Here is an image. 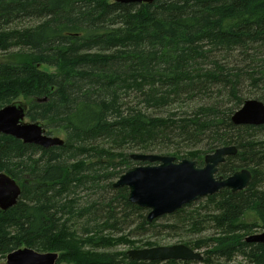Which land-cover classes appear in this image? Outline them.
I'll return each mask as SVG.
<instances>
[{
	"label": "trees",
	"instance_id": "trees-1",
	"mask_svg": "<svg viewBox=\"0 0 264 264\" xmlns=\"http://www.w3.org/2000/svg\"><path fill=\"white\" fill-rule=\"evenodd\" d=\"M20 98L27 119L64 144L45 149L0 134V172L22 188L0 210V261L30 248L57 253L59 264H189L110 251L136 246L120 236L132 220L142 232L159 220L149 223L114 180L148 165L132 154L201 167L204 153L234 146L217 177L247 169L249 186L170 217L188 216L198 229L213 223L217 235L187 243L204 249L201 263L264 264V244L246 241L264 226V125L232 122L245 101L264 103V0H0V109ZM249 212L262 226L245 220ZM152 247L160 246L142 249Z\"/></svg>",
	"mask_w": 264,
	"mask_h": 264
},
{
	"label": "water",
	"instance_id": "water-1",
	"mask_svg": "<svg viewBox=\"0 0 264 264\" xmlns=\"http://www.w3.org/2000/svg\"><path fill=\"white\" fill-rule=\"evenodd\" d=\"M156 0H115L121 4L151 5ZM28 103L16 101L0 109V134L12 136L25 144L37 145L45 149L62 146L64 141L59 137L47 135L41 122H27ZM236 125H264V103L258 100H247L240 110L232 116ZM237 148L222 147L206 155L204 166L197 161L183 160L176 162L171 156L131 155L134 161L148 163L128 170L114 184L115 188L127 187L129 201L149 210V223L166 215H173L188 205L201 199L218 194L223 189L232 192L244 191L252 180L249 170L243 169L224 178L217 177L219 167L226 158L236 155ZM159 165H155V164ZM22 194L18 182L9 175L0 172V210L13 208ZM247 242L263 243L264 233L252 235ZM132 260L137 261H202V253L179 244L169 247H152L133 249L127 252ZM57 253H41L30 248H21L9 254L6 264H59Z\"/></svg>",
	"mask_w": 264,
	"mask_h": 264
},
{
	"label": "rangeland",
	"instance_id": "rangeland-1",
	"mask_svg": "<svg viewBox=\"0 0 264 264\" xmlns=\"http://www.w3.org/2000/svg\"><path fill=\"white\" fill-rule=\"evenodd\" d=\"M43 69L49 73L54 72L53 69H49V68H43ZM23 99L24 98H20L18 101L22 102L24 101ZM247 99H250V96H248ZM24 102H27V101H24ZM178 110L179 109L177 108V112ZM26 121L30 122L27 118H26ZM257 139L264 140V134L257 136ZM202 148L203 147H201V149ZM183 149L184 148H182L181 152L180 151L179 152L182 153L183 151V153H186L189 151V150H183ZM204 154H203L204 155L203 160H205V156L207 155V153H204ZM152 155H156V154H152ZM204 164L205 163L203 161V165H200V166L203 167ZM135 167L136 166L133 165L132 167H129V170ZM118 180L119 179H115L114 182L116 183ZM204 201L205 200L202 199L200 202H197V204L193 206L194 207L193 209H197V208L200 209L199 206L204 205ZM207 212L208 211L203 208L202 214H207ZM145 213L146 215H148V209H147V212ZM245 220L250 224L259 222V225L262 226V221L259 220L258 215L255 214L254 212H249L248 214H246ZM140 222H141L140 220L139 221L132 220L131 224L125 227L123 233L120 234V236L129 235L130 239L138 241L136 246L132 247L129 245H123V246H118L114 249H111L110 251L111 252H118V251L128 252L136 248L142 249V247H145L146 242L155 243L160 247H169V246H174V245H179V244L188 246L187 243H192L195 241L207 239L211 236L217 235V232H216V229L213 223L206 222V224H204L202 227L198 229L197 227L192 226L194 221L190 219L188 216H184V215L182 216L176 215L172 218L169 215L163 216L156 222L154 227H148V229H145L146 232H142V230L139 229ZM161 225H168L170 227H172L173 225H178L179 228L173 231L171 230L166 231V230L161 229L160 227ZM263 227L255 228L253 230L252 235H259V234L264 233ZM108 232L109 231H107V233ZM252 235H249V236H252ZM196 251L203 254L204 249H198ZM0 264H6V260H1ZM189 264H203V263H201L200 261H192ZM231 264H249V263L242 256H237L235 257L234 261Z\"/></svg>",
	"mask_w": 264,
	"mask_h": 264
},
{
	"label": "flooded vegetation",
	"instance_id": "flooded-vegetation-1",
	"mask_svg": "<svg viewBox=\"0 0 264 264\" xmlns=\"http://www.w3.org/2000/svg\"><path fill=\"white\" fill-rule=\"evenodd\" d=\"M209 155V154H208ZM155 165H159L158 163L157 164H155ZM170 216V215H169Z\"/></svg>",
	"mask_w": 264,
	"mask_h": 264
}]
</instances>
